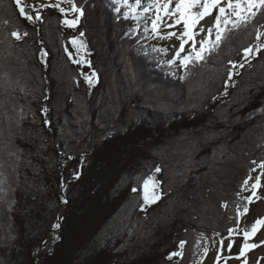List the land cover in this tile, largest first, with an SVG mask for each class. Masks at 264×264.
I'll list each match as a JSON object with an SVG mask.
<instances>
[{"label":"trees","instance_id":"obj_1","mask_svg":"<svg viewBox=\"0 0 264 264\" xmlns=\"http://www.w3.org/2000/svg\"><path fill=\"white\" fill-rule=\"evenodd\" d=\"M72 2L75 28L0 0V264H203L264 162V49L244 55L264 14L180 70L119 0ZM153 175L160 199L146 204Z\"/></svg>","mask_w":264,"mask_h":264},{"label":"snow or ice","instance_id":"obj_2","mask_svg":"<svg viewBox=\"0 0 264 264\" xmlns=\"http://www.w3.org/2000/svg\"><path fill=\"white\" fill-rule=\"evenodd\" d=\"M19 14L23 16L25 19L29 21H39L41 19L40 8H56L61 13H65V8L61 7L60 3L55 4H40L39 8L35 6H28L33 9L35 15L33 16L29 12L25 11V6H22V0H14ZM128 0H124V3H127ZM173 0H167L166 3L161 5L159 0H157L156 8L157 15L155 19L151 22V30L155 34L156 37L160 39H172L175 38L179 43L178 47H175L174 59L170 60L169 63L172 64L175 60H179L180 65L185 69L188 68L190 64L195 62L203 61L205 59V54L211 53L213 50L218 48L220 44L227 38V34L241 27L243 24H247L252 18L256 17L258 13L264 14V0H178L175 3L174 10H170ZM136 3L139 4L140 0H136ZM118 10V9H117ZM134 11V9H131ZM73 13H79V16L83 15L82 9L78 8L75 4L71 6L70 9ZM148 11V9H145ZM160 11H163L165 15L176 17L174 22L168 24L167 27L173 28L176 25H180L183 28V31L180 33L169 31L167 33L162 34L160 32V25L163 23V17L159 14ZM215 13V15H214ZM214 22L210 27H199L201 21H204L205 18L213 17ZM79 16L74 19L65 18L62 22L70 28H75L79 24ZM198 32H207V38L201 39L199 41L196 40V36ZM215 32V39L212 40V33ZM12 35L17 39H21V35L19 32H13ZM27 35V33H25ZM83 33H81V36ZM264 36V32L257 30L256 39L257 44L255 48L247 47L244 49L245 57H249L255 51L259 53L262 49H264V42H260V38ZM71 43L75 46L79 43L81 48L84 47L82 42L78 41V38H73ZM190 44V48H186V45ZM166 51V49H164ZM67 51V49H66ZM187 53V54H184ZM184 54V55H182ZM71 56V53H69ZM75 63H87V61L81 59L80 61H74ZM240 67H243L241 64ZM95 73L93 72L91 76L85 75V81L88 84H92L94 82L93 77ZM255 163V162H254ZM259 167L264 169V162H262ZM161 169L159 167L155 168V172H160ZM255 171V169H253ZM261 176H264V172L261 173ZM261 176L255 177V182L251 183V195L247 197H243V199L247 200L248 203H252L255 200L261 199V197L257 194V190L262 187L261 185ZM252 180V177L249 175L242 182V189L248 190L249 181ZM152 185V188L155 189L158 184L153 176H148L143 180V188H144V202L146 204L154 203L160 199V196L153 191L151 196L149 195V185ZM133 191H137V189H133ZM237 195H240L237 193ZM66 203V201H65ZM226 207V205H225ZM249 211L248 207L245 206L243 209V213H247ZM261 226H264V218H258L253 223L250 231L244 232L245 241H247L250 237L255 236L256 233L260 230ZM52 227L54 229L60 228V224H53ZM232 229H229V233H232ZM59 237H56L58 239ZM42 243H46L42 242ZM223 245V241L220 242ZM264 244V241L260 242ZM184 241L180 242V247L183 248ZM231 244L228 245V248H231ZM258 244H248L247 242L243 245L240 255H244V250L259 247ZM205 254L207 253V248H205ZM180 255V253H172L168 257L171 259L172 256Z\"/></svg>","mask_w":264,"mask_h":264},{"label":"rangeland","instance_id":"obj_3","mask_svg":"<svg viewBox=\"0 0 264 264\" xmlns=\"http://www.w3.org/2000/svg\"><path fill=\"white\" fill-rule=\"evenodd\" d=\"M123 3L125 5V9L128 12L129 16H132L134 18H139L144 23V26H146L149 30L148 34L146 36H143L142 39L144 43L152 44L154 46H158L161 48V52L163 53L164 61L169 63L170 60H173L174 57L172 56V53L174 51V44L178 42L175 38H172L170 40L168 39H160L155 36V34L151 30V22L154 19L156 13L151 14L148 11H145L146 4L143 3V0H140V3L137 4L136 0H128L127 3H124V0H119V3ZM167 0H163L161 5L166 3ZM178 0H173L171 9H174L175 3H177ZM60 3L61 7L65 8L67 18L68 19H74L79 14L73 13L70 11L71 6L73 5L72 0H22V6H25V9H28L29 11H33L31 7L28 6H35L39 8L40 4H55ZM131 9H134L132 11ZM146 12V13H145ZM33 15V14H32ZM34 16V15H33ZM138 18V19H139ZM176 17L174 16H164L163 17V23L160 25V32L162 34L167 33L169 31H174L177 33H180L183 31L182 26L176 25L173 28L167 27L168 24H171L174 22ZM200 25H198V28ZM196 37V40L204 39L207 36V32H198ZM215 39V32L212 33V40ZM79 42H82L84 47L81 48L79 46V43L77 45H73L75 48L77 61H80L81 59L87 61V63H80L82 65L89 64L90 58L88 51L86 49V45L82 39H78ZM186 48H190V44L186 45ZM166 49V51L164 50ZM187 54V53H185ZM257 52H253L251 56L246 57V61L250 60L251 58L255 57ZM184 55V54H182ZM173 65H179L180 70H182V66L180 65L179 60H175ZM171 64V65H172ZM170 65V63H169ZM264 172V169H261L259 166L253 171L251 177L252 180L249 181L248 190H245L244 195L247 197L251 195V189L250 185L251 183L255 182L256 176H261V173ZM156 181V180H155ZM261 185L262 187L257 190V194L261 197L259 200H255L252 203H248V209L249 211L245 214L243 211L240 213V222L239 226L231 233V236L227 240H223V245H221V240H218L216 244L213 247L207 248V253L205 254V248H203V251L200 254V257H202L203 264H264V244H261L262 238H260L262 232V227L260 230L256 233L255 236L250 237L247 241H245L244 238V232L250 231L253 223L256 219L260 218V214L258 213V209L264 204V176H261ZM160 185H158L155 189L152 188V185H149V195L151 196L152 192L155 191L160 196ZM52 239L48 240V246L52 243ZM248 244H258L259 247L246 249L244 250V255L241 256V250L243 248V245L245 243ZM231 244V248H228V245Z\"/></svg>","mask_w":264,"mask_h":264},{"label":"bare ground","instance_id":"obj_4","mask_svg":"<svg viewBox=\"0 0 264 264\" xmlns=\"http://www.w3.org/2000/svg\"><path fill=\"white\" fill-rule=\"evenodd\" d=\"M163 2V0H159V3H162ZM143 3H145L146 4V7L145 8H147L148 10H149V13H151V14H154V13H156L157 14V8H156V3H157V0H143ZM171 10H174V9H171ZM146 13V12H145ZM162 17H164V16H167V15H165L164 13H163V11H160V13H159ZM214 15H215V13H214ZM214 15H213V17H210V18H205V20L204 21H201V23H200V27H210L211 26V24L214 22ZM156 16V15H155ZM154 19H155V17H154ZM208 35V34H207ZM197 38H199V36H196ZM205 38H207V36L205 37ZM200 39V38H199ZM199 41V40H198ZM178 43L179 42H176L175 44H174V46L175 47H178ZM175 47H174V51H173V53H172V56L174 57V54H175ZM185 54V53H184ZM258 213L260 214V218H264V204L258 209ZM262 227V230H261V232H262V234H261V236H260V238H262V240H264V226H261ZM53 235V234H52ZM52 235H50V237H49V241L52 239Z\"/></svg>","mask_w":264,"mask_h":264}]
</instances>
